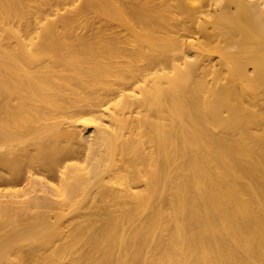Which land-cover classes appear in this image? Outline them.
I'll use <instances>...</instances> for the list:
<instances>
[{
  "label": "bare ground",
  "instance_id": "6f19581e",
  "mask_svg": "<svg viewBox=\"0 0 264 264\" xmlns=\"http://www.w3.org/2000/svg\"><path fill=\"white\" fill-rule=\"evenodd\" d=\"M0 264H264V0H0Z\"/></svg>",
  "mask_w": 264,
  "mask_h": 264
}]
</instances>
